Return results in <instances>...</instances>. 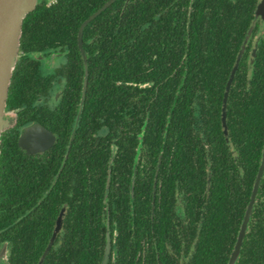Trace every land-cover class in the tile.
<instances>
[{
  "label": "trees",
  "instance_id": "trees-1",
  "mask_svg": "<svg viewBox=\"0 0 264 264\" xmlns=\"http://www.w3.org/2000/svg\"><path fill=\"white\" fill-rule=\"evenodd\" d=\"M109 1H39L23 23L22 49L69 50L62 114L71 124L84 76L79 29ZM258 2L117 0L84 29L80 121L46 157L68 156L63 178L76 172V227L67 217L42 264H101L108 214L109 264H228L264 148V37L254 59L250 38L234 79L229 139L223 99ZM236 264H264V176Z\"/></svg>",
  "mask_w": 264,
  "mask_h": 264
},
{
  "label": "flooded vegetation",
  "instance_id": "flooded-vegetation-1",
  "mask_svg": "<svg viewBox=\"0 0 264 264\" xmlns=\"http://www.w3.org/2000/svg\"><path fill=\"white\" fill-rule=\"evenodd\" d=\"M46 1L51 6L58 0ZM258 23L259 30L251 36L254 47L264 37V18L259 17ZM64 46L58 43L55 49L39 51L22 49L20 44L5 111L11 127L2 133L0 145V264H14V256L17 264L19 261L39 264L59 225L58 220L63 218L49 253L61 246L67 217L70 227H76V172L62 177L68 156L61 165L48 160L54 154L58 156L60 145L65 143L63 137L68 133L70 143L81 117L85 67L80 106L70 119L74 123L62 114L65 94L62 75L69 63V50ZM27 130H33L31 135H24ZM45 244L39 257L37 249Z\"/></svg>",
  "mask_w": 264,
  "mask_h": 264
},
{
  "label": "water",
  "instance_id": "water-1",
  "mask_svg": "<svg viewBox=\"0 0 264 264\" xmlns=\"http://www.w3.org/2000/svg\"><path fill=\"white\" fill-rule=\"evenodd\" d=\"M116 1L117 0H110L109 2H107L97 12H95L87 20H85L79 29V35H78L79 47L81 49L82 57L84 60V67H85L83 98L85 96V93L88 87V78H89V69H88L89 66L87 62V54L83 48L84 29L93 20H95L102 12H104L110 6H112ZM38 2L39 0H0V145H1L2 133L11 127L10 121L5 118V111H6L7 100H8V95H9V88L11 85V79H12L13 72L16 67V63H17V59L19 55L23 23L26 17L28 16V14L36 7ZM259 17H261L262 19L264 18V0H261V2L257 5L255 19L250 29L248 30V33L241 46V49L237 56L235 65L231 71V74L229 76V79L226 85V91H225L224 99H223L221 120H222V126L224 128L223 131L227 139H229L228 125H227V108H228L229 94H230L234 79L236 77V74L239 70L241 60L243 59V56L247 50V45L250 41V38L252 36L253 30L256 26V23ZM257 48H258V43L255 44V47L252 53L253 59L256 58ZM31 131L33 130L25 131L24 135L25 134L31 135ZM37 132H40V131L37 130ZM0 152H1V149H0ZM113 155L115 156V153H113ZM111 166H113V160L110 163V169H111ZM110 173H111V170H109V176H108V180L106 184L105 199H107L109 196V189H110V183H111ZM263 176H264V148H263V153H262L261 164H260L259 171H258L255 184L252 190L251 199L248 204V208L246 210L244 220L241 225V228H240V231L237 237V241L234 246V250L231 254L228 264H236V261L238 260L240 256L242 245H243V240L248 231V224L250 222V219L253 213L254 205L256 203V198L258 195V191H259ZM154 188H156V182L154 184ZM131 197L134 198L133 186L131 190ZM153 203H155V194L153 197ZM154 208L155 206L153 205V209ZM62 214H64V210ZM62 222H63V218L61 217L58 220L59 225L53 234L52 240L50 244L47 246L39 264L44 263L51 249V246L61 228L60 225L62 224ZM111 254H112V237H111V231H110V217L108 214L106 245H105L104 257H103L101 264H109Z\"/></svg>",
  "mask_w": 264,
  "mask_h": 264
},
{
  "label": "rangeland",
  "instance_id": "rangeland-1",
  "mask_svg": "<svg viewBox=\"0 0 264 264\" xmlns=\"http://www.w3.org/2000/svg\"><path fill=\"white\" fill-rule=\"evenodd\" d=\"M50 1H53V0H50ZM180 211H183V210H181V208H180Z\"/></svg>",
  "mask_w": 264,
  "mask_h": 264
}]
</instances>
